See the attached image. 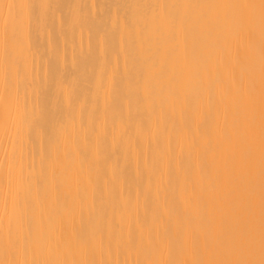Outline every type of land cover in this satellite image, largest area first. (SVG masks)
Returning a JSON list of instances; mask_svg holds the SVG:
<instances>
[{"label": "bare ground", "instance_id": "6f19581e", "mask_svg": "<svg viewBox=\"0 0 264 264\" xmlns=\"http://www.w3.org/2000/svg\"><path fill=\"white\" fill-rule=\"evenodd\" d=\"M0 264H264V0H0Z\"/></svg>", "mask_w": 264, "mask_h": 264}]
</instances>
